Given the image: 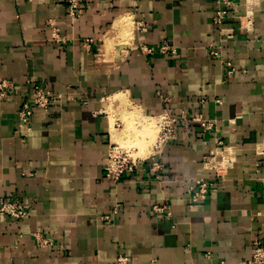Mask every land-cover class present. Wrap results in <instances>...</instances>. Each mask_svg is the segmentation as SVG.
<instances>
[{"label": "crops", "instance_id": "1", "mask_svg": "<svg viewBox=\"0 0 264 264\" xmlns=\"http://www.w3.org/2000/svg\"><path fill=\"white\" fill-rule=\"evenodd\" d=\"M235 1L236 11L216 24L213 0H84L74 21L66 0H0V77L15 82L0 100V196H17L28 211L23 221L0 217V264H116L120 255L128 264L250 259L253 240H264V156L256 154L264 139V0L250 30L240 18L246 0ZM50 23L65 43L52 39ZM164 40L176 54L160 53ZM142 44L153 52L143 53ZM210 44L222 59L207 52ZM33 82L62 98L49 112L34 108L28 130L17 111ZM182 109L215 118L219 131L180 121L160 180L148 162L118 181L105 177L110 138L124 143L141 118ZM219 140L237 149V161L207 199L192 203L189 186L215 176L203 158L221 149ZM35 232L52 244L40 247Z\"/></svg>", "mask_w": 264, "mask_h": 264}, {"label": "built area", "instance_id": "2", "mask_svg": "<svg viewBox=\"0 0 264 264\" xmlns=\"http://www.w3.org/2000/svg\"><path fill=\"white\" fill-rule=\"evenodd\" d=\"M84 0H66L68 14L71 20L77 19L83 11ZM215 5L213 21L216 24L224 23L225 19L231 15L232 11H236L235 0H213ZM257 0H246V14L240 16L241 25L243 28L250 30L253 22V12L256 7ZM243 19H246V24H243ZM52 28V39L57 43H65L67 37L62 34L59 27L54 23H50ZM137 26L140 30H146V25L143 21H139ZM222 33L228 38L234 37L233 30L222 28ZM259 40L264 41L261 34L258 35ZM93 40L85 41V46L90 47ZM159 51L163 55L176 54L177 47L173 42L164 40L159 45ZM140 49L143 53L151 54L153 47L147 44H142ZM207 52L211 55L222 59L221 52L218 48L210 44L207 47ZM225 64V72L228 75L233 74L236 69L230 61L222 60ZM15 82L13 80L0 77V100L6 98L13 88ZM32 94L27 97L21 104L17 111L20 126L27 125V129L32 116L34 108H41L46 112H49L51 107L62 98L61 93L54 92L53 89L46 82H33L32 83ZM221 103V99L216 100ZM150 118L155 119L157 127V137L154 142L150 145L149 152L146 156L135 155L134 150L136 147L122 144L119 141H115L110 138L107 157L104 164L105 177L112 181L120 180L125 174L135 171L139 165L148 162L149 169L152 172L153 180H160L165 170V163L162 159L167 144L178 137V122L182 121H193L198 122L200 127L206 131L214 130L219 131L216 125L215 118H209L204 116L202 112L190 113L187 110L182 109L178 115H172L169 112H162L151 116ZM220 150H217L214 154L205 156L203 158V165L209 170L215 171V176L207 178L201 177L194 181L189 186V200L192 203H199L207 199L210 190L217 185L221 180L224 179L227 171L234 166L237 161V149L234 146L225 144L222 140H219ZM256 154L258 156H264V139L256 143ZM255 166L259 168L261 162L255 163ZM264 196V189H263ZM154 211L165 212L168 216L171 215L170 210H166V206L154 205ZM117 211V209L115 210ZM9 216L16 220H25L28 217V211L21 204L20 199L17 196L1 197L0 196V217ZM109 219V218H108ZM34 237L37 244L40 247H46L52 244V239L48 236L43 235L40 232H35ZM131 261L129 256L120 255L116 259V264H128ZM7 264H14L9 262ZM244 264H264V240L257 237L253 240L251 257Z\"/></svg>", "mask_w": 264, "mask_h": 264}, {"label": "rangeland", "instance_id": "3", "mask_svg": "<svg viewBox=\"0 0 264 264\" xmlns=\"http://www.w3.org/2000/svg\"><path fill=\"white\" fill-rule=\"evenodd\" d=\"M128 39H126V40H128ZM151 122H152V126H153L151 131L146 132L144 130L146 126H144V127L141 126L140 129L139 128H134V131H135L134 136L127 137V139H125L123 141L124 143H122V144L127 143L128 146L136 147V149L134 150V154L136 153L135 155H138V153H139V154H143L141 156H144V154L148 153L149 149H150V145L154 142V140L157 137L158 130H157V127H156V121H155V119L151 118V120H148L147 123H151ZM131 130L132 129L129 130L130 132L127 130L130 135L133 132ZM128 133H127V135H128ZM149 134H150V136H149ZM140 136H141V138H140ZM140 148H143L144 152L140 153Z\"/></svg>", "mask_w": 264, "mask_h": 264}, {"label": "bare ground", "instance_id": "4", "mask_svg": "<svg viewBox=\"0 0 264 264\" xmlns=\"http://www.w3.org/2000/svg\"><path fill=\"white\" fill-rule=\"evenodd\" d=\"M128 19H129V17H128ZM124 20H126V19H124ZM127 21V20H126ZM125 21V22H126ZM128 21H130V20H128ZM129 23H131V22H129ZM120 25H122V24H120V20H118L117 22H116V24H115V26L116 27H120ZM124 26H126V25H124ZM128 29V28H127ZM114 31V30H113ZM119 31V30H118ZM128 31V30H127ZM115 32H117V31H115ZM129 32V31H128ZM118 35H119V33H118ZM129 33H127V36H126V38H124L125 40L126 39H128L129 38ZM121 38V37H120ZM124 101H125V99H124ZM127 102H128V100H127ZM126 103V102H125ZM135 107V106H134ZM138 109V108H137ZM134 111H136L137 112V110H134ZM135 113V112H134ZM131 116V115H130ZM136 116H137V114H136ZM139 116H140V114H139ZM142 116V115H141ZM130 118V117H129ZM129 118H128V120H129ZM134 119V120H133ZM146 119V118H145ZM130 123H133L134 121H135V118H133V116L130 118ZM148 120H151V119H147V120H142V118H141V120H139L138 122H141V124H142V126L144 127V126H146L145 127V131L146 132H148V131H151L152 130V122L151 123H147L148 122ZM135 122H137V121H135ZM140 124V125H141ZM136 125V124H135ZM134 127V126H133ZM140 127V126H139ZM139 130V129H138ZM115 135H116V133H115ZM149 136H150V134H149ZM114 137V136H113ZM119 137H121L120 135H119ZM140 138H141V136H140ZM119 139V138H118ZM115 140V139H114ZM132 140V139H131ZM118 141V140H117ZM121 141V143H122V140H120ZM119 141V142H120ZM136 152V151H135ZM142 152H144V149L143 148H140V153H142ZM136 154V153H135ZM139 154V153H138ZM139 155H143V154H139Z\"/></svg>", "mask_w": 264, "mask_h": 264}]
</instances>
